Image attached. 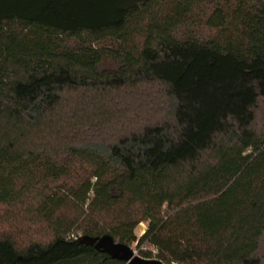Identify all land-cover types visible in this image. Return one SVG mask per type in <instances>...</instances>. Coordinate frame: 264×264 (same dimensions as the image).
I'll return each instance as SVG.
<instances>
[{
    "label": "trees",
    "instance_id": "16d2710c",
    "mask_svg": "<svg viewBox=\"0 0 264 264\" xmlns=\"http://www.w3.org/2000/svg\"><path fill=\"white\" fill-rule=\"evenodd\" d=\"M28 199L50 235L0 264H264V0H0V205Z\"/></svg>",
    "mask_w": 264,
    "mask_h": 264
},
{
    "label": "rangeland",
    "instance_id": "374dc122",
    "mask_svg": "<svg viewBox=\"0 0 264 264\" xmlns=\"http://www.w3.org/2000/svg\"><path fill=\"white\" fill-rule=\"evenodd\" d=\"M37 203L36 200L28 199L24 204L14 207L0 205V234L12 236L21 246L31 240H47L50 232L45 223L37 217ZM146 230V223H141L135 233L141 237ZM131 246L139 254L137 243Z\"/></svg>",
    "mask_w": 264,
    "mask_h": 264
},
{
    "label": "water",
    "instance_id": "95a60500",
    "mask_svg": "<svg viewBox=\"0 0 264 264\" xmlns=\"http://www.w3.org/2000/svg\"><path fill=\"white\" fill-rule=\"evenodd\" d=\"M96 248L107 252L113 259L124 261L126 264H165L158 258H145L135 252L132 246L115 242L112 237L104 236L96 243Z\"/></svg>",
    "mask_w": 264,
    "mask_h": 264
}]
</instances>
